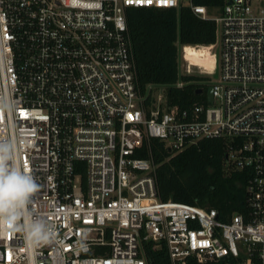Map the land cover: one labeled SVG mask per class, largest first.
Wrapping results in <instances>:
<instances>
[{"label":"built area","instance_id":"obj_1","mask_svg":"<svg viewBox=\"0 0 264 264\" xmlns=\"http://www.w3.org/2000/svg\"><path fill=\"white\" fill-rule=\"evenodd\" d=\"M183 5L216 22L219 51L214 101L179 108L141 86L127 11ZM0 100V135L39 186L30 212L55 231L35 251L0 233V264H149L146 241L172 264H264V0H0ZM151 138L173 153L223 139L227 169L249 173L246 208L162 200L140 156Z\"/></svg>","mask_w":264,"mask_h":264},{"label":"trees","instance_id":"obj_2","mask_svg":"<svg viewBox=\"0 0 264 264\" xmlns=\"http://www.w3.org/2000/svg\"><path fill=\"white\" fill-rule=\"evenodd\" d=\"M212 9L225 0H196ZM128 26L138 66L141 86H166L168 104L179 108L208 104L209 76L179 74L180 45L207 48L217 41L216 22L203 18L188 6L178 8L130 7ZM183 82V86H178ZM200 88L203 90L200 92ZM140 156H152L157 164L159 196L216 208L219 216L229 218L246 208V170H229L225 164L226 143L219 138H205L179 152L151 138ZM149 264H172L166 243H144Z\"/></svg>","mask_w":264,"mask_h":264},{"label":"clouds","instance_id":"obj_3","mask_svg":"<svg viewBox=\"0 0 264 264\" xmlns=\"http://www.w3.org/2000/svg\"><path fill=\"white\" fill-rule=\"evenodd\" d=\"M11 110L10 102L0 100V112ZM19 148L13 135H0V233H22L27 247L35 251L42 244L50 243L55 231L30 212L39 186L34 176L18 162Z\"/></svg>","mask_w":264,"mask_h":264},{"label":"rangeland","instance_id":"obj_4","mask_svg":"<svg viewBox=\"0 0 264 264\" xmlns=\"http://www.w3.org/2000/svg\"><path fill=\"white\" fill-rule=\"evenodd\" d=\"M200 49L206 51L208 48H200ZM212 51H215L218 53L219 49L218 48L217 49L211 48V50H209V52H206L203 54V57L206 60H208L209 56H210L212 59V62H213L215 56H214ZM188 64L191 65V67H192V70L189 72L187 71V65ZM201 65H202L201 62L199 64H196V63L192 62V60L187 62L185 60V57H184L183 46L180 45V47H179V74L180 75L190 73V74H195V75H199V76H209L211 78V82H213L218 76V67L215 71L214 68L207 69L206 67L201 66Z\"/></svg>","mask_w":264,"mask_h":264},{"label":"bare ground","instance_id":"obj_5","mask_svg":"<svg viewBox=\"0 0 264 264\" xmlns=\"http://www.w3.org/2000/svg\"><path fill=\"white\" fill-rule=\"evenodd\" d=\"M186 49H187V58H189L190 60H192V62L199 64L200 62L202 63L201 66H204L206 68H211L212 66V59L209 56V61L206 60L203 57V54L206 52H209V50H211V48L207 47L208 49L206 51L201 50L200 48H197L195 45H191V44H187L186 45ZM196 47V48H195Z\"/></svg>","mask_w":264,"mask_h":264},{"label":"water","instance_id":"obj_6","mask_svg":"<svg viewBox=\"0 0 264 264\" xmlns=\"http://www.w3.org/2000/svg\"><path fill=\"white\" fill-rule=\"evenodd\" d=\"M202 90H203V89L200 88L199 91L201 92ZM207 96H208V101H209L210 103H212V102L214 101L213 88H212V86H210V87L208 88Z\"/></svg>","mask_w":264,"mask_h":264}]
</instances>
